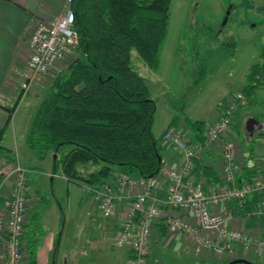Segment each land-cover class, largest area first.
I'll return each instance as SVG.
<instances>
[{"label":"trees","instance_id":"1","mask_svg":"<svg viewBox=\"0 0 264 264\" xmlns=\"http://www.w3.org/2000/svg\"><path fill=\"white\" fill-rule=\"evenodd\" d=\"M170 1L69 0L77 54L62 63H66L65 68L59 69L46 88L25 136L27 147L37 158L44 159L49 152L56 154L54 167L59 166L67 180H78V167L88 163L102 164L84 180L93 187L108 180L113 170L143 178L156 176L162 164L157 158H161V137L156 138L151 132L156 106L144 79L132 69L130 57L133 49L145 65L157 67ZM222 46L228 47L227 56H232L234 43L224 42ZM255 75L264 76V63L248 68L243 92L246 97L255 89L250 84ZM23 93L21 89L13 107L6 108L0 142ZM178 120V116H173L167 128H176ZM185 122L201 143L204 123L187 117ZM66 145L70 146L69 151L60 153ZM2 149L0 144V157L13 158ZM254 175L253 169L247 168L236 182L250 181ZM27 213L26 264H36L40 230L36 225L31 229L28 226L38 223L39 211L31 212L29 208ZM50 264H54L53 259Z\"/></svg>","mask_w":264,"mask_h":264},{"label":"rangeland","instance_id":"2","mask_svg":"<svg viewBox=\"0 0 264 264\" xmlns=\"http://www.w3.org/2000/svg\"><path fill=\"white\" fill-rule=\"evenodd\" d=\"M68 6L69 0H63L57 10L64 12ZM228 10L229 15L225 20ZM229 41L234 43L232 56H227L230 51L228 47L222 46ZM262 52L264 0H171L165 35L157 54V67L149 68L133 49L130 57L132 69L144 79L150 97L155 102L152 135L158 137L173 116H178L183 123H186L187 116L192 120L207 117L230 85L233 91L239 78H246L251 65L264 62ZM64 65L66 63L53 67L43 79L32 84H37V89L33 87L20 98V109L16 114L19 126L15 138L9 130H5L2 141L8 143L13 139L15 144L19 143L21 157L29 169L27 191L30 208L31 212L35 209L39 211L38 223L32 222L28 226L31 229L36 225L40 230L36 264H50L52 259L54 264H77L81 248L87 249L88 246L85 239L90 238L92 242L95 237L89 231V224L104 219L96 207L97 196L92 192L95 187L84 181L102 164L79 166L81 177L67 180L59 166L54 167L53 153L49 152L44 159H39L24 140L23 123L32 120L46 88L59 69L65 68ZM180 132L185 139L186 130ZM69 149L70 146L66 145L60 153L65 154ZM256 230L259 235L261 230ZM114 239L115 234H112L105 241L106 248L101 251L99 264H107V255L115 258L114 264L124 263L128 247L115 246ZM166 249L154 250V264L162 260L168 264H178V260L169 258L171 252ZM246 258L264 264V254ZM188 264L194 262L188 261ZM206 264L221 263L207 261Z\"/></svg>","mask_w":264,"mask_h":264},{"label":"built area","instance_id":"3","mask_svg":"<svg viewBox=\"0 0 264 264\" xmlns=\"http://www.w3.org/2000/svg\"><path fill=\"white\" fill-rule=\"evenodd\" d=\"M69 8L51 19L39 18L27 41L28 58L22 71L21 89L43 79L55 66L77 54L78 40ZM251 86L264 88V76L255 75ZM247 105L242 91H235L220 107L216 119L207 125L201 143H189L180 130L167 128L161 144L175 148L183 157L178 166L162 163L156 176H129L116 170L101 186L92 189L97 209L104 219L117 218L115 246H129L127 264H146L154 225L161 222L166 236H181L196 249L216 257L234 255L237 247L246 255L264 254V237L257 230L247 232L229 223V203L244 206L248 197L258 201L245 212L255 220L264 217V165L260 174L237 184V147L224 142L220 179L222 185L208 188L193 184L194 161L218 143L232 125L234 115ZM28 170L17 158L0 157V264H26L28 252L24 240L28 223ZM162 187L163 195L156 196ZM258 222V221H257Z\"/></svg>","mask_w":264,"mask_h":264},{"label":"crops","instance_id":"4","mask_svg":"<svg viewBox=\"0 0 264 264\" xmlns=\"http://www.w3.org/2000/svg\"><path fill=\"white\" fill-rule=\"evenodd\" d=\"M62 1L63 0H0V130H2L6 124V108L13 107L16 102L17 94H20L22 83L21 74L28 58L27 41L31 28L39 18L51 19L58 16L60 10L57 9L60 8ZM260 63L264 62L262 61ZM247 74L248 72L246 73V78L244 80L239 78L238 85L237 87H234L233 91L231 90V85L229 86L223 97L215 102L214 107L207 117H196L194 119V121H201L204 123V131L205 127L216 119L220 107L235 91L244 92L245 86L247 85ZM35 85H31L27 92L23 93L21 97L27 95L33 87L37 89V86ZM20 98L18 99V103L21 101ZM41 100L42 99H40V101ZM18 103L13 111L9 125L6 128V130H9V133L13 138H15L17 126H19V123L16 121V114L20 109ZM170 116L173 115L170 113ZM187 118L191 119V117L188 116ZM171 119L172 117L169 121ZM249 119L254 120L255 124L252 130L246 132L244 127ZM30 122L31 121L23 123V132L25 136ZM167 126L168 123L156 138L161 137V134ZM177 128L179 130H186L184 135L189 143H198V141L195 140L196 136L190 133L186 123L178 120ZM202 138L204 139V133ZM2 141L3 137L0 142L3 147L2 150H4L10 157L17 158L20 163L25 166L23 158L21 157L19 143L15 144L13 139L8 143ZM224 142H233L237 147V178L241 177L243 173H246L247 168L253 169V172L256 175L262 172L264 165L263 87H257L250 91L247 95V105L234 115L232 125L226 134L218 143L214 144L210 149L205 150L203 154L195 159L190 175L193 184L200 183L211 189L222 185L220 169L222 165V147ZM2 152L3 151L0 152V156L3 154ZM182 159V155L175 148L162 145V163L169 166H178L182 162ZM246 181L247 179L242 180V182ZM163 191V188L159 187L156 190V196L161 197ZM257 201V196L252 195L248 197L246 206L239 207L234 202L229 203L227 206L230 217L229 223L234 227L243 228L247 232H251L257 228L261 230V235L264 236V218L254 220L252 217L247 218L245 215V212L255 205ZM116 223L117 218H114L113 221H109V219H99L96 224H89V231L91 232V235L95 237H93L92 242L90 238L85 239L84 242L88 246L87 249L81 248V254L79 256L81 261L78 259L77 264H81L82 262H84V264H99L98 262L101 259V251L106 248L104 244L105 241L108 240L112 234L116 233ZM127 247L128 248L124 254L123 264H127L128 260L129 246L127 245ZM165 247H167V251L171 252L169 258L171 257L173 261L178 260V264H188V261H192L194 264H206L207 261L224 264L225 261L233 258H246L249 256L239 247L236 248L234 255L223 254L220 257L213 256L210 252L194 248L179 235L173 238H168L163 225L161 222H158L153 228L146 264H154V250H160ZM70 259L72 262L75 261L73 257ZM106 260L107 264H114L115 258L107 255ZM157 264H168V262L162 260L157 262Z\"/></svg>","mask_w":264,"mask_h":264},{"label":"water","instance_id":"5","mask_svg":"<svg viewBox=\"0 0 264 264\" xmlns=\"http://www.w3.org/2000/svg\"><path fill=\"white\" fill-rule=\"evenodd\" d=\"M229 15V10L226 12V16H225V20L227 19V16ZM255 124V121L252 119H249L244 127V130L250 131L253 129V126ZM56 154L53 155V158L55 159ZM158 162L161 161V158L158 156ZM225 264H255L254 262H252L251 260L244 258V257H237V258H233L231 260H229L228 262H226Z\"/></svg>","mask_w":264,"mask_h":264}]
</instances>
